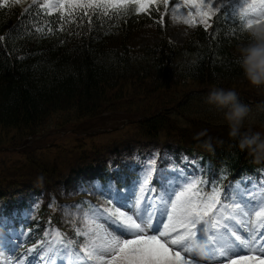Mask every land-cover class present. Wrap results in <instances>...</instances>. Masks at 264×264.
<instances>
[{
	"label": "trees",
	"instance_id": "trees-1",
	"mask_svg": "<svg viewBox=\"0 0 264 264\" xmlns=\"http://www.w3.org/2000/svg\"><path fill=\"white\" fill-rule=\"evenodd\" d=\"M44 2L37 0L34 4L33 0H21L17 4L10 0L0 4V36L5 37L0 40V129L20 135L11 142L22 143L29 137L35 139L34 143L41 142V128L58 112L71 113L82 121L96 115L97 110L110 101L116 109L117 102L128 94L123 90L128 84L134 85L131 81L137 87L145 86L142 88L145 94L160 95L161 91L173 88V100L179 98L177 90L190 81L207 88L249 82L238 62L237 49L248 41L247 31L239 33L236 18L232 16L233 6L238 1L222 9L215 20V30L196 28L184 44L170 41L164 29L153 23L164 10L163 5L159 12L153 7L151 17L130 15L126 22L105 18L103 27L94 17L93 31L89 32L88 26L82 24L81 34L73 36L67 31L59 33V14L49 16L39 7ZM25 9H28L27 14ZM36 25L51 26L58 34L49 38H25L26 29ZM233 29H237L235 36ZM73 31H76L75 26ZM157 32L162 36L159 41L140 43L141 39ZM134 98L135 104L130 102L120 117L128 124L136 122L142 126V131H151L154 136L171 130L168 118L176 123L179 110H185L195 99L189 91L185 97L189 102L184 100L172 107L174 101L164 98L153 113H143L149 111L134 108L143 97ZM194 119L199 121L195 133L180 139L177 147H169L175 157L183 151L193 154L197 150L203 162L209 164L205 171L211 170L217 178H237L264 170V161L257 162L247 151H241L239 137H231L230 132L222 134L220 127L221 131L224 127L217 126L213 116ZM251 132L257 131L254 127L241 128V133ZM209 138L214 146L212 151L202 146ZM76 171L99 179L101 185L114 179L107 167L84 166ZM224 180V185L231 181ZM43 215V221L36 224L46 225L37 227L33 242L44 238V231L49 227V216L45 212Z\"/></svg>",
	"mask_w": 264,
	"mask_h": 264
},
{
	"label": "snow or ice",
	"instance_id": "snow-or-ice-1",
	"mask_svg": "<svg viewBox=\"0 0 264 264\" xmlns=\"http://www.w3.org/2000/svg\"><path fill=\"white\" fill-rule=\"evenodd\" d=\"M161 5L164 12L153 21L161 28L171 7V21L205 31L215 30L216 18L226 9L224 0H45L39 7L49 16L59 14V33L78 36L82 24L94 30V17L103 27L105 18L126 22L130 15L151 17L153 7L159 12ZM232 16L244 33L264 20V0H238ZM57 34L51 26L36 25L26 29L25 38ZM166 159L159 152L131 159L127 171L107 184L82 187L103 203L61 206L74 210L67 213L74 235L59 228L45 231L44 238L15 260L9 256L6 264H31V253L44 264H56L61 257L63 264H264V181L252 187L224 185L226 177L217 178L211 170L188 172L174 163L164 165ZM31 232L23 225L19 231L8 228L0 235V247L14 243L19 248L20 238Z\"/></svg>",
	"mask_w": 264,
	"mask_h": 264
},
{
	"label": "rangeland",
	"instance_id": "rangeland-1",
	"mask_svg": "<svg viewBox=\"0 0 264 264\" xmlns=\"http://www.w3.org/2000/svg\"><path fill=\"white\" fill-rule=\"evenodd\" d=\"M235 1L238 0H231V2ZM224 3L227 5L229 0H224ZM170 13L171 8L165 17L166 24L162 27L164 35L176 44L188 42L196 28L183 23L174 26ZM158 34L161 33L149 34L145 39H141L140 43H155L162 37ZM131 82L134 85L128 84L123 90V93L128 94L125 99L117 102L116 109L114 102L110 101V104H105L103 108L97 110L96 115L82 121L67 112L53 114L41 128L39 143H34L33 137L22 143L11 142L20 135L15 134V131L6 132L0 129V208L3 207L2 196L16 197L20 201L30 200L36 207L29 212L38 217L37 209L43 204L49 208L54 225L71 231L73 229L68 223L70 217L67 213L74 210L63 209L61 206L80 204L83 202L82 197L90 196L80 189L96 184L84 173H77L79 167L93 163L92 166L98 168L108 167L110 170H115L120 164H127L125 162L141 157L142 153L151 155L153 152L164 150L162 143L166 144V149L170 146L177 147L180 139L194 134L197 130L199 121L194 119L196 117L213 116L217 119L218 125H216L224 127L222 131L220 127L222 134L230 132L228 122L224 118V110L206 102L212 87L207 88L196 81H190L184 88L177 90L179 98L173 100V88L165 92L161 91L160 95L145 94L142 89L145 86L137 87L134 81ZM236 86L240 89L238 90ZM220 88L235 90L239 101L250 108V114L244 121L242 129L254 127L255 131L264 132V87H256L244 81ZM189 91L195 98L194 101L186 106L185 110L183 108L179 110L176 123L168 118L171 130L166 134L154 136L151 131L149 133L142 131V126L136 122L128 124V121L120 117L124 115L130 102L132 105L135 104L134 97H143L139 98L134 108L149 111L143 113H153L155 108L162 104V99L174 101L172 104L174 107L173 105H180L185 100ZM176 108L178 109V106ZM179 136L181 137L178 138ZM166 155L170 159L173 158L172 152H167ZM182 158L195 161L198 159V154L189 156L182 153ZM39 176H43V180L38 182ZM35 186H40V193L34 194V191H31ZM0 249L1 261L6 262L7 256H11L12 259L13 254L10 255L4 247Z\"/></svg>",
	"mask_w": 264,
	"mask_h": 264
},
{
	"label": "clouds",
	"instance_id": "clouds-1",
	"mask_svg": "<svg viewBox=\"0 0 264 264\" xmlns=\"http://www.w3.org/2000/svg\"><path fill=\"white\" fill-rule=\"evenodd\" d=\"M174 26L178 21H172ZM248 41L238 49V62L245 78L256 87H264V20L247 29ZM207 104L224 110V118L230 128V136L239 137L238 147L247 151L257 162L264 161V132L241 133L244 121L250 114V108L239 101L235 90L214 87L206 98ZM203 135V133L201 134ZM205 149L214 150L211 138L202 145ZM38 182L43 176L37 178Z\"/></svg>",
	"mask_w": 264,
	"mask_h": 264
}]
</instances>
